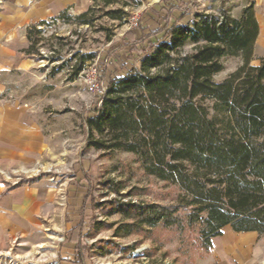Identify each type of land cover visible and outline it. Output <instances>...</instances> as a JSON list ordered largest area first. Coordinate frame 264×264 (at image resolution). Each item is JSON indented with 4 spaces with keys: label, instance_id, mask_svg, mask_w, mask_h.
Returning a JSON list of instances; mask_svg holds the SVG:
<instances>
[{
    "label": "trees",
    "instance_id": "obj_1",
    "mask_svg": "<svg viewBox=\"0 0 264 264\" xmlns=\"http://www.w3.org/2000/svg\"><path fill=\"white\" fill-rule=\"evenodd\" d=\"M91 1L92 6L73 18L80 25L92 24L99 2L128 6L123 0ZM188 5L186 0H161L150 9L156 27L139 20L124 34L116 53L124 63L116 66L110 61L111 70L100 72L101 90L83 123L87 148L132 154L146 175L178 186L190 199L184 206L118 205L114 213L131 221L120 228L122 235L138 234L145 227H182L185 221L199 227L209 250L211 239L221 236L226 226L264 236V56L258 65L251 64L258 35L253 2L237 19L227 13L191 12ZM189 14L192 20L181 23ZM66 15L67 10L54 19ZM106 15L120 21L127 12L118 8ZM35 26L25 31L29 46L23 53L37 55L40 61L44 58L34 51L39 43ZM225 57H240L242 63L214 82ZM94 58L87 54L81 63ZM73 69L77 75L83 68ZM188 207L191 210L182 216ZM84 227L81 217L66 241L77 262L84 261L82 252L87 249L81 242Z\"/></svg>",
    "mask_w": 264,
    "mask_h": 264
},
{
    "label": "rangeland",
    "instance_id": "obj_2",
    "mask_svg": "<svg viewBox=\"0 0 264 264\" xmlns=\"http://www.w3.org/2000/svg\"><path fill=\"white\" fill-rule=\"evenodd\" d=\"M123 1L128 6L97 3L89 26L73 19L80 14L76 9L68 10L61 19L36 25L39 43L34 51L44 58L40 61H36L37 55L23 53L29 46L23 24L7 32L0 29V111L10 110L26 131L17 139L19 150L4 161L0 176L11 189L35 188L41 195L40 203L37 199L34 205L32 199L29 205L32 234L2 254L0 264H216L212 250L204 248L199 227H189L185 221L182 227H145L138 234L123 236L120 228L131 221L114 213L118 205L184 206L190 199L178 186L146 175L134 155L86 147L83 118L101 90L98 75L111 70L110 61L116 66L124 63L116 53L124 34L137 27L132 18H137V25L139 20L147 26L158 24L150 17L153 6L149 1ZM186 1L191 12L232 17L239 13L240 4L251 0ZM3 3L0 0V12ZM90 6L92 1L86 10ZM118 8H124L126 18L111 20L106 13ZM192 17L186 15L181 23ZM87 54L95 58L82 64ZM59 56L60 62H50ZM63 61L65 65H59ZM221 62L224 69L213 76L214 82L224 80L242 63L240 57H225ZM75 65L83 68L77 75ZM93 71L98 92L87 84ZM188 210L191 207L180 214ZM81 217L86 229L81 242L87 249L82 252L84 261L77 262L66 241Z\"/></svg>",
    "mask_w": 264,
    "mask_h": 264
},
{
    "label": "crops",
    "instance_id": "obj_3",
    "mask_svg": "<svg viewBox=\"0 0 264 264\" xmlns=\"http://www.w3.org/2000/svg\"><path fill=\"white\" fill-rule=\"evenodd\" d=\"M91 0H4L0 12V29L10 31L16 25L23 24L25 30L40 22L56 18L63 11L76 9L82 13ZM155 6L161 0H147ZM170 2V0H167ZM258 24V35L253 47L252 65H258L264 56V0H251ZM245 5L240 4L239 18ZM13 116V115H12ZM11 117L10 110L0 111V171L4 161L13 157L19 150L17 139L26 134L19 121ZM25 129V128H24ZM26 130V129H25ZM41 200L35 188L18 187L11 189L0 176V256L6 254L16 243L26 242L33 228L29 205ZM211 250L216 264H261L264 262V236L255 232H234L229 226L222 229L221 236L211 239Z\"/></svg>",
    "mask_w": 264,
    "mask_h": 264
},
{
    "label": "built area",
    "instance_id": "obj_4",
    "mask_svg": "<svg viewBox=\"0 0 264 264\" xmlns=\"http://www.w3.org/2000/svg\"><path fill=\"white\" fill-rule=\"evenodd\" d=\"M131 21H132V25L136 27L137 26V18H132ZM87 84H88L89 89L91 91H93V92H98L99 91L98 85L96 83L94 71L92 73V77L87 80Z\"/></svg>",
    "mask_w": 264,
    "mask_h": 264
}]
</instances>
